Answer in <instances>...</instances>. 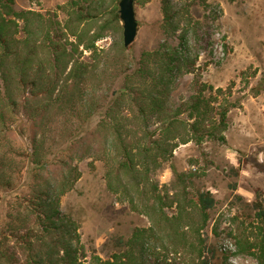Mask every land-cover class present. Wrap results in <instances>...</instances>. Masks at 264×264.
Returning a JSON list of instances; mask_svg holds the SVG:
<instances>
[{"label":"rangeland","instance_id":"1","mask_svg":"<svg viewBox=\"0 0 264 264\" xmlns=\"http://www.w3.org/2000/svg\"><path fill=\"white\" fill-rule=\"evenodd\" d=\"M119 1L13 0L27 13L11 17L15 38L49 30L84 77L62 82L58 105L14 85L8 99L0 77V264H261L237 242L257 252L264 234V0H133L128 48ZM66 25L89 27L84 40L103 26L95 52L70 46ZM123 91L133 108L114 100ZM228 104L225 129L206 137ZM125 147L134 170L119 181ZM201 191L215 200L205 222Z\"/></svg>","mask_w":264,"mask_h":264},{"label":"trees","instance_id":"2","mask_svg":"<svg viewBox=\"0 0 264 264\" xmlns=\"http://www.w3.org/2000/svg\"><path fill=\"white\" fill-rule=\"evenodd\" d=\"M12 5L13 0H0V77L4 84V94L8 99H10V88L14 85L16 90L21 92V96H23V92H25L28 88L29 98L24 95V100H28L32 97H43L45 99L48 98L50 101H54L56 103L55 105H58L59 103L62 104L63 99L66 98L65 95H62V82L72 80L78 82L84 77V73L79 72L80 67L73 63L70 51H68L65 46L60 44V40L53 39L50 36L49 30H46L39 41H36L35 39L32 40L33 34L31 29H28V27L25 26V37L23 40L16 39L15 35L18 33V26L17 23L11 19V17H16L17 19L26 22L27 18L25 15L27 13L13 12L11 8ZM163 13L165 20H170L167 7H164ZM115 17L117 18V14ZM76 19L79 20L78 15L76 16ZM65 29L68 30L67 35L74 38V41L69 43L70 46H73L74 48L82 46L83 50L94 53L96 50L94 45L96 41L102 37L104 27L101 26L97 32L93 33L89 40H84V37L90 31L89 27H84L79 33L75 31V28H69L68 25L65 26ZM71 63L73 66L67 71V68ZM45 67H47L48 71ZM63 76L66 77L63 78ZM160 85L162 86V83H160ZM113 96L114 100L117 101L123 99L124 96H127L128 99L131 98L130 105L133 108L131 103L135 100L131 97L130 93L128 94V92L123 91L114 93ZM156 96H158V94L150 96V99L148 98L147 101H143L144 103L146 102V107L145 105H140L138 107V118L145 115L146 108L150 111V113L156 112V109L160 106L159 98ZM10 102H12V100H10ZM232 106L233 105L228 104L224 109L219 111L217 118L213 120L214 123L211 129H209V131L205 134L206 137H213L216 131L221 133L225 129L226 114ZM43 110L45 111L46 109ZM191 112H194V115L199 121L202 119L204 114V111H200L199 109V103L192 105ZM41 113L43 114L44 112H40V114L37 115L40 120L43 116ZM164 124L165 125L162 127L164 128L163 130L166 132L170 131L173 127V119L168 118ZM35 125L36 127L38 126L37 124ZM192 126L193 128H197L198 124L195 123V125ZM201 140L202 137L197 138L198 142ZM121 144L124 145L123 143ZM159 144L158 141L153 143V145L157 147ZM133 165L132 156L127 152L126 147L123 148V159L119 163L118 170L115 172V179L119 180V173H122L125 177L131 174L134 170ZM235 176H237L236 173ZM233 190H235V186H233ZM237 199L241 200V197L238 196ZM194 205L199 209L205 222L206 213L214 207L215 200L211 193L201 191L197 193ZM253 206L258 208L259 211L257 215L263 222L264 208L262 207L260 195L258 193ZM47 220L52 224L54 230L58 231V228L56 227V221L58 220L56 214L48 216ZM255 246L257 248V252H252L251 249L253 247H251V249L243 250L241 248V243L237 242L239 252L247 253L254 257L259 263L261 262V264H264V234L259 244ZM202 264L207 263L202 262Z\"/></svg>","mask_w":264,"mask_h":264},{"label":"water","instance_id":"3","mask_svg":"<svg viewBox=\"0 0 264 264\" xmlns=\"http://www.w3.org/2000/svg\"><path fill=\"white\" fill-rule=\"evenodd\" d=\"M118 8L119 20L122 24L123 47L128 48L134 42L137 33L133 0H120Z\"/></svg>","mask_w":264,"mask_h":264}]
</instances>
